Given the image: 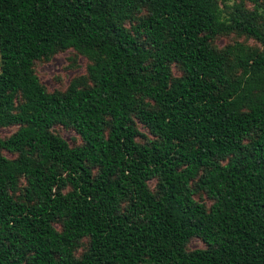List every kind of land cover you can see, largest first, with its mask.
Here are the masks:
<instances>
[{"label":"trees","instance_id":"obj_1","mask_svg":"<svg viewBox=\"0 0 264 264\" xmlns=\"http://www.w3.org/2000/svg\"><path fill=\"white\" fill-rule=\"evenodd\" d=\"M0 129V264H264V0H0Z\"/></svg>","mask_w":264,"mask_h":264},{"label":"rangeland","instance_id":"obj_2","mask_svg":"<svg viewBox=\"0 0 264 264\" xmlns=\"http://www.w3.org/2000/svg\"><path fill=\"white\" fill-rule=\"evenodd\" d=\"M232 0H228L230 3ZM223 40H218L216 44L220 46ZM69 52H63L53 55L48 61L38 65L36 67L35 73L38 81L46 88L48 91H53L57 88H64L68 81L73 76H78L83 73L84 59L82 57H77L75 59V66L70 68V62L67 59ZM56 132L68 143H71L74 134L70 130L66 129H55ZM10 129H0V135L4 136L9 134ZM142 132H145L141 130ZM6 157L10 158L11 155L5 154ZM203 247L199 240H191L188 244L190 250Z\"/></svg>","mask_w":264,"mask_h":264}]
</instances>
